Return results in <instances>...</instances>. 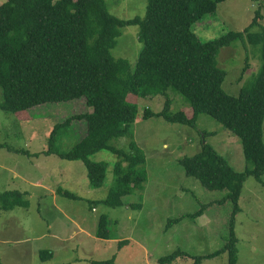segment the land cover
<instances>
[{
    "label": "rangeland",
    "instance_id": "rangeland-1",
    "mask_svg": "<svg viewBox=\"0 0 264 264\" xmlns=\"http://www.w3.org/2000/svg\"><path fill=\"white\" fill-rule=\"evenodd\" d=\"M4 0H0V4ZM109 11L120 18L142 17L146 0H106ZM260 9L264 27V0H224L213 13L205 14L193 25L201 40H209L227 31H242ZM137 25L121 28L117 45L111 50L116 58L136 65L143 44ZM263 64L261 45L241 40L220 49L217 65L226 71L222 88L236 96L254 79ZM164 95L137 97V119L131 133L113 138L111 144L128 151L133 140L145 154L146 180L142 190L123 198V205L103 203L114 185L116 154L102 149L90 156L106 164L102 186L92 188L81 161H70L56 154H44L54 125L76 114L89 112L84 97L66 102L45 103L29 109L30 119L20 120L0 108V194L6 190L25 192L27 207L0 209V260L2 264H96L113 258L112 264H161L158 259L181 249L167 264H192L191 255H202L221 247L228 235L231 203L222 202L224 191H210L184 172L179 159L198 152L205 141L225 157L234 170L246 168L241 141L232 131L207 114H199L196 126L166 122L161 116L143 119L145 108L158 113ZM171 111L191 114L190 105L173 90H168ZM2 90L0 88V101ZM84 120H72L66 133L55 140L63 151L86 134ZM264 140V123H263ZM16 149L34 151L29 154ZM42 151V152H41ZM250 168V165H248ZM55 196L53 195L54 193ZM71 193L74 198L63 195ZM131 203H141L133 208ZM235 215L237 264H264V175L259 182L248 174L243 182ZM202 209L195 218H175ZM108 218L109 239L95 232L100 216ZM125 240L122 245L119 241ZM48 250L52 257L41 259ZM201 264H229L227 253Z\"/></svg>",
    "mask_w": 264,
    "mask_h": 264
},
{
    "label": "trees",
    "instance_id": "trees-1",
    "mask_svg": "<svg viewBox=\"0 0 264 264\" xmlns=\"http://www.w3.org/2000/svg\"><path fill=\"white\" fill-rule=\"evenodd\" d=\"M224 0H146L145 13L123 19L113 15L106 0H4L0 4V108L20 120L30 119L29 109L45 103L66 102L84 97L89 112L66 118L54 125L48 148L42 153L56 154L70 161H81L92 188L102 186L106 164L90 159L99 150L116 154L114 185L103 203L117 207L123 198L142 190L146 180L145 154L131 140L129 150L111 144L116 137L129 135L138 108L137 97L164 95L158 113L145 108L143 119L161 116L166 122L196 126L199 114L210 115L232 131L241 141L246 168L234 170L228 160L205 141L204 133L198 152L179 159L187 176L197 179L210 191H224L222 202L231 203L228 235L213 252L191 255L192 264H201L227 253L228 263L237 264V237L234 219L239 198L248 174L262 182L264 175V27L260 9L242 31H227L218 37L201 40L193 25L205 14L213 13ZM137 25L138 40L143 44L136 65L126 58H116L111 50L117 45L121 28ZM261 45L263 64L259 74L238 95L222 88L226 71L217 65L221 48L234 41ZM168 90L180 94L190 105L191 114L172 112ZM86 122V134L66 150L55 145L66 133L72 120ZM1 147V145H0ZM16 152L28 151L16 149ZM250 165V168L248 167ZM63 195L74 198L71 193ZM26 193L6 190L0 194V209L27 207ZM140 208L141 203H131ZM193 213L175 218H195ZM108 218L100 216L96 236L109 239ZM125 240L119 241L122 245ZM41 259L52 257L48 250L39 252ZM187 252L176 249L158 259L161 264L174 261ZM113 258L96 264H112ZM0 264H2L0 260Z\"/></svg>",
    "mask_w": 264,
    "mask_h": 264
},
{
    "label": "crops",
    "instance_id": "crops-1",
    "mask_svg": "<svg viewBox=\"0 0 264 264\" xmlns=\"http://www.w3.org/2000/svg\"><path fill=\"white\" fill-rule=\"evenodd\" d=\"M29 152V151H28ZM31 152H34V151H31ZM31 152H29V153H31ZM42 152V151H41ZM86 169V168H85ZM54 193V192H53ZM54 196L56 195L55 193L53 194ZM12 210V209H11Z\"/></svg>",
    "mask_w": 264,
    "mask_h": 264
}]
</instances>
